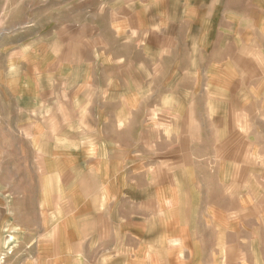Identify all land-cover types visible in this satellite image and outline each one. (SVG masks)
<instances>
[{"label": "rangeland", "instance_id": "1", "mask_svg": "<svg viewBox=\"0 0 264 264\" xmlns=\"http://www.w3.org/2000/svg\"><path fill=\"white\" fill-rule=\"evenodd\" d=\"M3 89L4 264H264V0H0Z\"/></svg>", "mask_w": 264, "mask_h": 264}, {"label": "crops", "instance_id": "2", "mask_svg": "<svg viewBox=\"0 0 264 264\" xmlns=\"http://www.w3.org/2000/svg\"><path fill=\"white\" fill-rule=\"evenodd\" d=\"M5 91V92H4ZM3 92H4V94H3ZM3 92H0V115L3 113V108H2V106H3V101H4V95L6 96H8V93H7V90H5V89H3ZM9 92V91H8ZM23 113H24V115H25V113H26V109L24 108L23 109ZM2 116V115H1ZM23 119H25V116H24V118ZM20 126H21V124H20ZM0 208L3 210V208H7L6 207V205L5 204H3V203H1L0 202ZM3 213H2V211H0V217H1V215H2ZM2 217H4V216H2ZM1 242V241H0Z\"/></svg>", "mask_w": 264, "mask_h": 264}, {"label": "built area", "instance_id": "3", "mask_svg": "<svg viewBox=\"0 0 264 264\" xmlns=\"http://www.w3.org/2000/svg\"><path fill=\"white\" fill-rule=\"evenodd\" d=\"M0 264H4L3 258H0Z\"/></svg>", "mask_w": 264, "mask_h": 264}]
</instances>
